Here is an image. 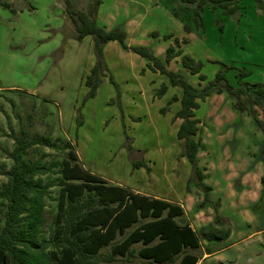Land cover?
<instances>
[{"label": "rangeland", "instance_id": "1", "mask_svg": "<svg viewBox=\"0 0 264 264\" xmlns=\"http://www.w3.org/2000/svg\"><path fill=\"white\" fill-rule=\"evenodd\" d=\"M7 1L10 7L0 4V163H11L7 150L13 147V138L9 135L13 129L17 131L22 126L31 134L51 129L52 136L71 141L83 166L110 178L112 183L131 184L146 190L154 188L172 197L184 196L187 185L195 183L190 179L191 163L182 154V139L177 137L181 118L175 117L174 110L181 87L175 85L173 89L174 85L169 84L164 74L149 66L153 71L144 73L140 68L151 63L150 60L124 48L117 40H109L103 46L108 70L102 75L95 94L86 97L88 86L84 78L96 60L93 37L91 34L75 36L65 0ZM111 1L114 5L120 2L108 0V5ZM95 3L96 0H70V9L93 10ZM239 5L233 14L206 7L202 11L201 29L191 17L190 31H184L181 26L179 32L180 17L173 16V23L169 18H165L168 22L162 21V25L170 23L177 32L169 36L179 40L177 45L172 39L174 49L198 60L199 72L191 73L183 66L180 54L168 61L164 59L166 49L162 54L155 51V55L158 54L167 68L186 74L198 88L212 80L218 69L224 70L234 85L239 84L237 73L241 69L249 72L241 81L264 83V9L256 0H239ZM199 73L206 78L200 79ZM163 82L167 83V89L157 95ZM212 94L199 100V107L195 108L199 118L198 135L203 137L208 151L207 156H201L203 164L199 167L204 170L207 158L205 181L213 187L209 201H214L215 211L214 205L217 208L221 198V212L217 210V213L228 217L229 225H235V229L230 238L215 244L218 251L196 264H264V229H256V226L264 227V215L259 206L242 208L232 196L227 176L233 165L231 161L223 163L217 142L218 135L228 134L236 124H242L245 136L253 134L251 128L255 122L247 111L233 106L227 91ZM255 109L260 116L262 108L255 105ZM129 144L131 151H128ZM45 148L47 160L67 156L68 148ZM133 160H140L143 165H133ZM49 176L54 178L59 172ZM4 180L6 176L0 173V185ZM59 187H51L53 199L46 205L47 222L43 227L46 236H49V225L55 222ZM256 212L260 215L257 219ZM121 237L118 235L116 239ZM193 251L202 257L205 245ZM109 252L110 247L106 246L98 256L111 264L113 261L106 260ZM114 258L126 260L120 255ZM127 259L130 264L151 263L137 254Z\"/></svg>", "mask_w": 264, "mask_h": 264}, {"label": "trees", "instance_id": "2", "mask_svg": "<svg viewBox=\"0 0 264 264\" xmlns=\"http://www.w3.org/2000/svg\"><path fill=\"white\" fill-rule=\"evenodd\" d=\"M256 2L264 9L262 0ZM65 3L75 26V36L81 38L91 34L93 37L96 60L84 78L88 86L86 97L95 94L102 75L108 70L103 46L109 40H117L124 48L144 56L151 61L147 66L164 74L169 84L181 87L180 107L175 111V117L181 118L177 137L182 139V154L191 163L190 179L204 192L202 201L197 205L204 206L210 199L212 187L203 181L204 173L198 165L197 151L201 137L198 135L199 118L195 108L199 107V100L225 90L233 99V106L247 111L264 132V120L259 118L255 109V105H258L264 112V83L241 81L249 73L241 69L237 73L239 84L234 85L228 81L225 71L218 69L212 80L198 88L188 80L186 74L167 68L150 47L129 45L122 26L108 29L100 24L96 18L100 0H96L93 10L73 11L70 0H65ZM0 4L10 7L7 0H0ZM206 7L233 14L240 5L239 0H177L171 11L180 17L184 29L190 31V17L197 28H202V11ZM169 36L164 34V37ZM174 42L179 45L176 37ZM174 46H167L165 61L181 54L182 65L191 73L199 72L200 62L191 55L182 54L180 49L176 51ZM198 76L200 79L206 78L203 73ZM110 79L116 84L112 75ZM166 89L167 83H161L157 95ZM172 98L175 99V96ZM50 130L31 134L21 126L9 134L13 138V147L7 150L11 163H0V173L6 176L0 185V264H108L98 256L106 246L110 247L106 260L113 261L111 264H130L127 257L136 254L132 244L137 241L142 243L137 254L149 260V264H195L199 256L188 249L200 246L199 234L208 240H220L229 235V218L217 212L212 221L201 226L198 234L186 221H179L184 217V210L179 204L133 192L120 184L108 183L81 164L69 139L59 135L54 137ZM45 147L59 150L68 148L67 156L47 160ZM131 150L129 144L128 151ZM36 153L37 156L33 157ZM132 164L143 165V162L133 160ZM56 171L59 176L50 178L49 174ZM54 185L60 186L58 210L54 225H49V236H46L43 231L47 222L46 205L53 199L51 187ZM214 206L217 210L216 204ZM59 215H63L62 221ZM147 216L152 219L127 231ZM118 235L122 237L117 240ZM206 250L210 253L212 247L206 246ZM116 255L124 256L126 260H115Z\"/></svg>", "mask_w": 264, "mask_h": 264}, {"label": "crops", "instance_id": "3", "mask_svg": "<svg viewBox=\"0 0 264 264\" xmlns=\"http://www.w3.org/2000/svg\"><path fill=\"white\" fill-rule=\"evenodd\" d=\"M105 3L108 12H106V8L103 9ZM176 3L177 0H173L167 3L161 0H120V2H118L116 5L113 4V1H111L110 4L108 5V0H100L96 12V18L100 24H103L108 29L115 27L117 25L122 26L126 31V35H127L126 40L129 45L145 44L148 45L150 48H152L154 54H156L155 51H159V54H162L164 51H166L164 50L166 49L165 47H167L169 44H173L172 39L174 41L173 36L164 37V34H170V33L177 34L176 30L172 28V25L170 23L167 26L164 24L162 25V21L165 18H167V20L169 18V21L173 23L174 21L173 16L175 15L172 13L171 7ZM118 6H120V8ZM103 12L107 14L105 15V13L103 14ZM163 15H165V17ZM175 17L177 18V16ZM181 26L184 30L182 21H180L179 23L177 22V28L179 32ZM154 32H156V35H154ZM140 69H143L144 73L145 72L147 73V71L151 70L150 68L147 67V65L142 66ZM174 88L176 89L175 85L173 86V89ZM168 89H170V85L168 86ZM215 93L218 92H214L213 94ZM181 94H182V89H181ZM181 94H179L178 100H175L178 102H176L174 111H176L180 107ZM172 95L170 97H172ZM259 117L264 120L263 111L261 112ZM242 129H243L242 124L240 125L236 124V127L233 128L231 132L229 131L228 134L225 135L224 133L222 135L217 136L218 148L221 149V152L219 150V155L223 159V163L231 161L230 163H232L233 165V167L231 168L232 172H229L230 175L227 176V180H228V187L233 191L232 196L235 197L238 205L241 206L242 208H246L247 210H249L250 208L252 209L254 205L259 206V211L262 212V214L264 215V183L262 182V175L264 174V148L262 150V144H264V132L256 124H254V126L251 128L253 134L249 133V135L245 136L244 134L245 132ZM242 133L244 135H241ZM205 144L206 143L203 140V137H201V145L197 151V159L198 162H200L198 163V165L203 164L200 159L201 156L202 155L207 156L208 154V151L205 148ZM204 149L206 151L202 152ZM204 160H205L204 163L206 165H203L204 168L203 181L207 183L205 181V178L207 175L206 168H207L208 159L206 158ZM91 171L94 172L93 170ZM94 173L107 180L108 183H112L111 182L112 180H110V178H107L96 172ZM116 184L123 185L128 189L133 190V192L145 194L150 197L165 199L172 203L179 204L184 210V217H183L184 221H186L198 234L200 233V228L202 225L207 224L214 219L217 210L221 212L222 200L220 197L217 201L218 202L217 210L215 209V211L212 208L214 202L213 200L208 201L202 207H198L197 204L200 201H202L204 192L199 187L197 188L196 185L190 184L189 188L183 192L184 196L183 194L182 195L179 194L178 197H172L167 194L164 195L158 193L154 188L150 190H146V189L134 188L131 186V184H126V183H122V184L116 183ZM212 188L210 189V193H212ZM192 190L195 191L194 194H192ZM254 216L255 219H257V217L260 215L256 212ZM149 219H152V217L151 216L142 217L134 224V226L129 227L127 231L129 232L133 227L140 225L141 223ZM234 226L231 225L230 233L226 238H230L232 236V233L234 232L235 229ZM256 229L263 230L264 227L260 228V226H256ZM220 240H216V239L208 240L199 234L200 246L196 248L190 247L188 251L198 255V253L193 250L202 247V245L204 244L205 251L203 256L201 257L200 255H198L199 256L198 261H200V259H204L205 257H208L212 253L218 251L219 248L218 247L214 248V247L215 244H217V242ZM135 245H138L137 248H135ZM141 246H142L141 241H137L132 244V247L136 254H137V250ZM206 246L212 247V252L210 253L207 252Z\"/></svg>", "mask_w": 264, "mask_h": 264}, {"label": "water", "instance_id": "4", "mask_svg": "<svg viewBox=\"0 0 264 264\" xmlns=\"http://www.w3.org/2000/svg\"><path fill=\"white\" fill-rule=\"evenodd\" d=\"M180 221H181V222H183V221H184V218H183V217H182V218H180Z\"/></svg>", "mask_w": 264, "mask_h": 264}]
</instances>
